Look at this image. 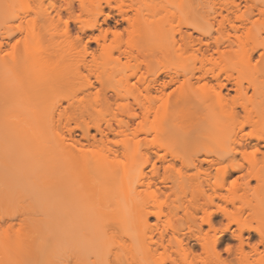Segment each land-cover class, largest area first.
Wrapping results in <instances>:
<instances>
[{
  "label": "rangeland",
  "instance_id": "obj_1",
  "mask_svg": "<svg viewBox=\"0 0 264 264\" xmlns=\"http://www.w3.org/2000/svg\"><path fill=\"white\" fill-rule=\"evenodd\" d=\"M160 4L161 15L172 19H203L213 16L214 10L230 17L244 14L250 19L251 29L242 36L241 42L207 66L231 70L235 76L242 77L244 85L252 79L258 89L250 88L244 97L250 108L260 111L263 120L264 0H160ZM104 12H110V8L105 6ZM106 13L99 16L100 21ZM111 15L109 23L114 24L120 16L115 11ZM217 18L222 19V16ZM73 25L78 29V24ZM87 35L83 41L88 39ZM127 38L125 34L124 39ZM76 47L69 54V47L64 43L54 58L55 64L65 56L68 61L75 62L81 55L83 42H78ZM90 47L95 48L96 43L91 42ZM174 56L154 61V66L175 70L195 62L190 52ZM111 60L107 55L99 57L98 64L103 63V66L94 73L81 67L72 87L56 89L52 98L42 105V111L48 114L59 96H72L74 106L84 108L86 114L72 121L71 129L10 128L0 104V264H127V260L144 264L147 256L140 248L138 235H150L156 221L150 217L147 223L146 212L175 210L178 215L174 219L182 222L185 211L193 212L196 218L207 211L213 214L214 225L223 227L228 222L221 209L225 203L217 198L209 201L208 195L244 193L246 211L249 210L244 205L247 200L252 205L258 202L263 188L260 183L251 179L252 190L244 192L240 189L244 182L242 172L225 170L229 160L216 156L226 151L234 131L248 138L256 129L250 124L241 128L248 119L247 112L240 110L235 117L223 112L216 104L217 97L212 89L193 92L194 97L210 96V102L214 103L210 107V119L205 121L182 101L186 86L177 84L168 90L174 89L175 93L162 120H155L152 115L137 130L117 133L106 129L101 133L96 124L106 128L108 121L116 126L115 117L128 119L133 101L132 93L123 85L130 70L117 67ZM47 72L48 67L37 75ZM35 73L36 69H29L16 75L22 93L20 104L28 95L25 83ZM111 87L119 95L108 104L105 94L113 92ZM232 96L240 98L235 91ZM58 103L66 105L67 101L63 99ZM163 144L168 146L167 150ZM208 145L216 154H210V162L202 161L206 171L198 174L197 164L204 155L197 156V151ZM170 151L184 159L175 158ZM83 157L89 159L86 161L89 171L80 161ZM238 160L249 166L241 155ZM95 161L99 163L96 165ZM154 164L156 173H153ZM84 171L89 175L83 176ZM23 179L26 182L21 184ZM241 205L237 201L235 206L228 204L227 208L236 212ZM257 222V218H249L253 226ZM220 234V238L227 239L230 232ZM31 239L34 240L32 253L18 251L25 246L23 243L32 242ZM225 243L227 241L220 248H224ZM14 249L16 251H12ZM116 254L124 263L115 259Z\"/></svg>",
  "mask_w": 264,
  "mask_h": 264
},
{
  "label": "bare ground",
  "instance_id": "obj_2",
  "mask_svg": "<svg viewBox=\"0 0 264 264\" xmlns=\"http://www.w3.org/2000/svg\"><path fill=\"white\" fill-rule=\"evenodd\" d=\"M105 6L110 8V12H104ZM226 9L233 12L230 8ZM112 11L120 16L114 24L109 23ZM104 13L106 15L100 21L99 16ZM161 14L160 0H0L2 115L10 128L71 129V122L86 114L84 108L74 106L72 96H59L48 114L41 107L47 99L52 98L56 89L72 87L75 76L81 73V67L90 73L99 71L103 63L98 64V58L102 55L111 58L117 67L130 70L123 85L132 93L133 101L128 119L115 117L116 126L108 121L106 128L100 123L96 124L101 133L106 129L117 133L137 130L152 115L155 120H162L175 93L174 89L168 90L177 84L186 86L182 101L194 110L200 120L205 121L210 119V107L214 103L210 102V96L194 97L193 92L198 89H208L210 92L212 89L217 97L216 104L223 112L231 117L238 116L240 110L247 112L248 119L241 124V128L250 124L256 130L248 138L234 131L228 148L220 155L210 149V145L198 150L197 156L204 155L197 164L198 174L206 171L202 161L210 162V154L214 153L217 159L229 160L225 170L242 172L244 182L241 190H252L251 179H256L263 187L262 192L255 205L248 200L245 202L249 209L247 211L243 208L244 193L208 195L209 201L217 198L225 203L221 209L228 222L223 227H216L213 214L207 211L200 218H196L193 212L185 211L182 222L174 219L178 215L175 210L146 212L144 219L147 223L150 217L156 221L150 235H138L141 238L140 248L147 256L144 264H264V119L260 118L259 110L250 108L245 98L250 88L257 91L258 87L252 79L248 80V85H244L242 77L235 76L229 69L221 67L215 70L207 66L217 56L227 55L234 45L241 42L242 36L251 29L250 19L244 14L235 17L222 15L217 10H214L213 16L203 19H172ZM218 15L222 19H218ZM73 24H78V29ZM88 31L91 34L87 35ZM215 32L217 35H214ZM125 34L128 35L127 39H124ZM86 35L88 39L83 41ZM80 41L83 48L75 62L68 61L65 56L55 64L54 58L64 43L68 45L70 54ZM91 42L96 43L95 48L90 49ZM186 52H190L195 59L191 66L175 70L167 66H154V61ZM46 67L48 72L38 76V72ZM29 69H36V73L25 83L28 95L20 104L22 93L16 75ZM111 90V94H105L108 104L119 95L117 90L112 87ZM232 91L237 92L240 98L232 96ZM63 99L67 101L66 105L58 103ZM138 119L141 120L134 126ZM86 132L89 133L90 129ZM251 137L255 140H250ZM163 148L167 150L168 146L163 144ZM170 152L175 158L184 159L180 154ZM239 155L248 161L249 166L238 160ZM87 159L80 160L85 167ZM99 162L95 161L96 165ZM86 168L90 169L89 166ZM156 172L157 166L154 164L153 173ZM85 175L89 173L84 171ZM25 182L26 179L21 180V184ZM237 201L242 203L239 211H229L227 205L235 206ZM252 217L258 219L256 226L249 223ZM225 232H230L229 237L220 238L218 234ZM31 240L23 243L25 246L20 247L23 250L18 251L32 253L34 240ZM224 241H227L225 247L220 248ZM115 259L124 263L118 254ZM126 263L136 264L130 260Z\"/></svg>",
  "mask_w": 264,
  "mask_h": 264
},
{
  "label": "snow or ice",
  "instance_id": "obj_3",
  "mask_svg": "<svg viewBox=\"0 0 264 264\" xmlns=\"http://www.w3.org/2000/svg\"><path fill=\"white\" fill-rule=\"evenodd\" d=\"M233 183H235V181H233Z\"/></svg>",
  "mask_w": 264,
  "mask_h": 264
}]
</instances>
